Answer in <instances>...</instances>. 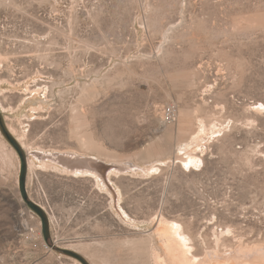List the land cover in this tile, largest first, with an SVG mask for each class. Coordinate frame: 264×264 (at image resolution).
<instances>
[{"label": "rangeland", "instance_id": "obj_1", "mask_svg": "<svg viewBox=\"0 0 264 264\" xmlns=\"http://www.w3.org/2000/svg\"><path fill=\"white\" fill-rule=\"evenodd\" d=\"M262 106L264 0H0L1 119L27 153L0 121V264H180L162 219L210 264L264 257ZM34 149L140 168L113 196Z\"/></svg>", "mask_w": 264, "mask_h": 264}, {"label": "bare ground", "instance_id": "obj_2", "mask_svg": "<svg viewBox=\"0 0 264 264\" xmlns=\"http://www.w3.org/2000/svg\"><path fill=\"white\" fill-rule=\"evenodd\" d=\"M180 112V109H179ZM180 125L181 123H185V119L179 120ZM164 129V128H163ZM199 135V134H198ZM73 151V150H70ZM49 152L50 154H48ZM77 152V151H74ZM36 161H42L39 164L35 163L33 159L29 161V165L31 167L33 166H40L43 168H52L54 170L72 174L74 176L78 177H92L96 180L97 185H99L101 188H104L107 193L110 195L112 194L114 196H121V189L118 187L115 189L111 185L107 183L112 182V176H119V173H128L132 172L135 169H139L140 165H134L132 160H124L128 162H132V165L127 163H108L101 162L99 159H97L94 156H76L68 153H61V152H53L51 150L47 149H34L31 152H29ZM28 153V154H29ZM81 154V152H78ZM45 154V155H44ZM99 156V155H98ZM101 157V156H100ZM105 159V158H103ZM48 160V161H45ZM109 160V159H107ZM116 160V159H111ZM180 160L183 163V165H194L198 163V158L191 156L189 159L186 158L184 155H180ZM50 161V162H49ZM53 162V163H52ZM58 164V165H57ZM162 164L161 161H159L157 164H150L148 165V168H152V172L155 170H158L157 165ZM62 167H60V166ZM67 167L70 170H76L78 171H69L63 167ZM110 168V169H109ZM83 170V171H80ZM89 170L95 171V173L90 172ZM111 170V171H110ZM120 171V172H119ZM97 172H100V174H97ZM108 174V176H106ZM105 175V176H103ZM120 202H118L119 204ZM117 207V203H116ZM175 222H169L167 220H163L160 222V226L157 229V232L160 234V236L163 238V243L165 245V248L171 251L174 254V257L180 264H210L212 263L208 262V260H200V258L194 256L191 253V246L189 244L190 239L185 232H182L181 229H179L178 226L174 224ZM168 227L167 229H165ZM165 229V230H163ZM171 231V232H170ZM191 243V242H190ZM211 258V257H210ZM216 258V257H215ZM213 259V258H212ZM156 261L158 263L163 262L164 264H168L167 259L161 255H156ZM213 264H264V257L259 256L256 257L253 260H243L242 262H236L232 259L229 260H221L217 257V259L214 261Z\"/></svg>", "mask_w": 264, "mask_h": 264}, {"label": "water", "instance_id": "obj_3", "mask_svg": "<svg viewBox=\"0 0 264 264\" xmlns=\"http://www.w3.org/2000/svg\"><path fill=\"white\" fill-rule=\"evenodd\" d=\"M0 119H1V113H0ZM1 125H2V129L4 131V133L6 134V136L8 137V139L17 147V149L19 150L22 159H23V163H24V171L27 169V153L25 151V149L22 147V145L19 143V141L15 138V136L9 131V129H7V127L4 125L3 120L1 119ZM48 154H50L49 152H47ZM45 155V154H44ZM64 251L68 252L71 255H75L78 256L77 252L69 250V249H64ZM85 264H88L84 259H83Z\"/></svg>", "mask_w": 264, "mask_h": 264}, {"label": "built area", "instance_id": "obj_4", "mask_svg": "<svg viewBox=\"0 0 264 264\" xmlns=\"http://www.w3.org/2000/svg\"><path fill=\"white\" fill-rule=\"evenodd\" d=\"M164 123H174L179 116V107L176 104H166L162 108ZM48 249L49 246H46Z\"/></svg>", "mask_w": 264, "mask_h": 264}, {"label": "snow or ice", "instance_id": "obj_5", "mask_svg": "<svg viewBox=\"0 0 264 264\" xmlns=\"http://www.w3.org/2000/svg\"><path fill=\"white\" fill-rule=\"evenodd\" d=\"M262 107H264V106H262Z\"/></svg>", "mask_w": 264, "mask_h": 264}]
</instances>
